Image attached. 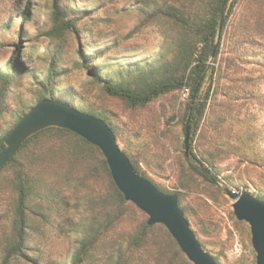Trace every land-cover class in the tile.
I'll use <instances>...</instances> for the list:
<instances>
[{
	"label": "trees",
	"instance_id": "trees-1",
	"mask_svg": "<svg viewBox=\"0 0 264 264\" xmlns=\"http://www.w3.org/2000/svg\"><path fill=\"white\" fill-rule=\"evenodd\" d=\"M256 1H248L229 24L240 0H139L122 12L163 21V43L154 50L125 45L116 31H99L115 22L112 14L99 16V9L107 5L103 0H48L49 29L43 35L50 42L45 51L38 52L33 38L25 46L20 37L12 42L0 38V51L9 53L0 66V154L16 123L44 99L95 115L115 132L138 172L162 192L178 196L192 230L211 254L203 240L212 238L209 223L184 205V193L163 189L149 177V172L160 176L164 172L166 159L153 148L160 146L163 133L147 140L117 112L91 102L82 89L97 86L131 111L188 89L184 108L167 124L178 118L185 133L190 120L191 155L207 172L192 162L189 168L216 187L219 162L235 157L244 172H236V182L227 176V184L250 183L251 195L264 201V26L263 16L252 9ZM22 14L23 21L30 20L31 2ZM68 35L79 45L77 59L66 50ZM76 69L88 75L83 87L71 84ZM210 108L214 110L210 130H202ZM197 136L200 144L193 147ZM254 173L258 182L252 180ZM182 186L186 188L185 183ZM0 194H9L12 200L1 264H12L18 257L33 264H89L108 249L112 254L105 264H192L164 226H149L147 215L125 200L100 149L69 130L48 128L28 139L0 171ZM72 199L82 205L78 220L67 216ZM63 216L61 229L72 238L66 255L42 238L46 229H58ZM36 237L40 243L34 251ZM213 257L221 264L218 256Z\"/></svg>",
	"mask_w": 264,
	"mask_h": 264
},
{
	"label": "rangeland",
	"instance_id": "rangeland-1",
	"mask_svg": "<svg viewBox=\"0 0 264 264\" xmlns=\"http://www.w3.org/2000/svg\"><path fill=\"white\" fill-rule=\"evenodd\" d=\"M106 2L105 8H100V17H106L112 14L115 22L112 27L102 25L98 30L112 33L116 31L120 34L125 45H138L144 48L159 49L163 43V21L161 19H148L139 13H124L122 10L130 9L137 4L139 0H103ZM248 1L240 0L235 8L234 14L230 18L229 24L234 22L235 17L247 6ZM253 1V0H252ZM31 2V17L28 21H23L22 16L26 5ZM48 0H0V34L1 39L5 41H14L20 37L22 45L27 44L26 40L36 39L39 45L38 52L45 51L50 40L44 36L49 28L47 26ZM253 11L261 14L264 26V0L254 2ZM85 3H77L78 6ZM118 13V14H116ZM4 28L8 30L3 33ZM65 47L72 59H77L76 50L78 43L72 36L66 37ZM83 41L82 39H79ZM41 45V46H40ZM8 51H0V66L6 64L5 55ZM250 68V67H249ZM88 75L84 70L76 69L71 74V84L76 87H83L86 83ZM82 93L91 102L106 106L117 112L122 122L134 131L143 135L147 140L157 134H162L161 144H153L156 152L165 157L163 174L156 175L149 172V177L153 179L161 188L170 192H182L185 194L184 205L195 213L198 217L209 223L212 229V238L203 239L207 242V248L211 251L212 256H218L221 264H242L251 263L255 260L256 253L254 251L251 239L250 226L246 222L238 221L234 215L232 203L233 201L227 196L223 190L224 186L235 189H245L249 192L254 190V186L248 183V176L244 173L245 181L248 187H234L226 182V177H234L236 182L237 173L244 172V166H239L238 159L229 157L222 159L219 163L221 174L219 176L218 185L212 186L204 182L200 177L195 175L189 168L188 162H193V156L190 158L185 155V133L177 118L167 124V120L173 114L184 108L187 101L181 99V93L178 95H170L157 100L149 107L143 110H126L124 106L114 99L105 96L97 86L88 85L83 87ZM222 97H219L221 100ZM214 110L210 108L207 112L206 119L202 125V130H210V116ZM123 150L124 144L118 140ZM200 144V137H196L193 147ZM146 169L145 165H142ZM237 172V173H236ZM254 173L252 180L258 182ZM185 183L186 188L182 186ZM236 184V183H235ZM12 200L9 194H0V264L2 261L3 247L10 232L11 223V206ZM70 212L67 216L70 219L78 220L81 214L82 205L80 201L72 199L69 205ZM66 222L65 217L58 219L60 224L58 229H46L42 238L57 248V252L66 255L71 248L72 238L69 239L66 233L62 231V225ZM240 222L241 224H237ZM60 229V230H59ZM40 238L36 237L32 242L33 250L39 248ZM112 254V250H102L96 256V261L89 264H105V260ZM12 264H33L32 261L25 257L16 258Z\"/></svg>",
	"mask_w": 264,
	"mask_h": 264
},
{
	"label": "water",
	"instance_id": "water-1",
	"mask_svg": "<svg viewBox=\"0 0 264 264\" xmlns=\"http://www.w3.org/2000/svg\"><path fill=\"white\" fill-rule=\"evenodd\" d=\"M223 22L224 18L221 20L220 30ZM48 128L69 130L99 148L112 179L125 200L147 215L149 226H164L189 262L218 264L204 249L192 230L189 220L180 208L178 196L162 192L135 169L127 154L121 149L115 132L103 119L84 113L66 102L44 99L20 118L6 137V149L0 154V171L28 139ZM184 145L185 155L190 158L192 156L190 120L186 124ZM192 160L203 172H207L200 160L195 158ZM223 190L233 201L236 219L250 226L256 264H264V201L252 196L245 189L224 186Z\"/></svg>",
	"mask_w": 264,
	"mask_h": 264
},
{
	"label": "built area",
	"instance_id": "built-area-1",
	"mask_svg": "<svg viewBox=\"0 0 264 264\" xmlns=\"http://www.w3.org/2000/svg\"><path fill=\"white\" fill-rule=\"evenodd\" d=\"M189 97V90L188 89H183L181 92V99L186 100Z\"/></svg>",
	"mask_w": 264,
	"mask_h": 264
}]
</instances>
